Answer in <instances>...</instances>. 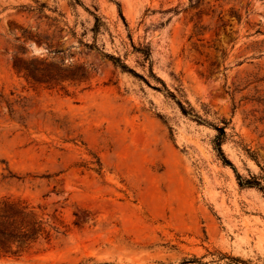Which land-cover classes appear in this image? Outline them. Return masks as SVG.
<instances>
[{
    "label": "rangeland",
    "instance_id": "374dc122",
    "mask_svg": "<svg viewBox=\"0 0 264 264\" xmlns=\"http://www.w3.org/2000/svg\"><path fill=\"white\" fill-rule=\"evenodd\" d=\"M263 116L264 0H0V197L57 230L0 264H264V194L209 125L264 177Z\"/></svg>",
    "mask_w": 264,
    "mask_h": 264
},
{
    "label": "trees",
    "instance_id": "16d2710c",
    "mask_svg": "<svg viewBox=\"0 0 264 264\" xmlns=\"http://www.w3.org/2000/svg\"><path fill=\"white\" fill-rule=\"evenodd\" d=\"M191 2H193V0H191ZM36 42H41L40 37L36 39ZM109 58L122 69L127 68L120 58L113 56H109ZM36 61V59L27 61L21 58H15L12 66L17 72L22 73L27 80L34 83L50 84L58 83L65 79L81 80V78L85 77L83 73H78L77 75L75 73H66L63 71H57L55 73L47 72L43 68H40ZM77 67L82 69L81 66ZM178 104L184 115L194 117L199 123H207L201 116L193 113V109L190 107L189 103L188 106L190 109H187L181 102H178ZM11 105L12 103L9 102V108ZM260 119L264 121V116ZM209 125L217 131L213 140L214 149L217 151V155L220 156L222 163L232 168L237 184L240 187L258 188L264 194V183H261L262 180L264 182V177H258L256 175L243 177L232 163L225 158L221 149V143L226 134L225 127L227 122L223 121V125ZM251 156H253L252 153ZM98 164H100L99 161ZM55 231L57 232L55 227H47L43 218L35 211V207L27 200L12 196L0 197V257L19 258L35 243L41 240L49 241L53 237Z\"/></svg>",
    "mask_w": 264,
    "mask_h": 264
}]
</instances>
